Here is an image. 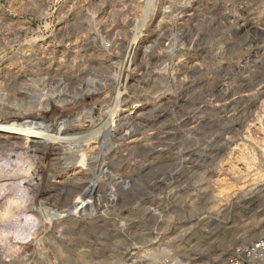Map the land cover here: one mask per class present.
<instances>
[{"label":"rangeland","instance_id":"rangeland-1","mask_svg":"<svg viewBox=\"0 0 264 264\" xmlns=\"http://www.w3.org/2000/svg\"><path fill=\"white\" fill-rule=\"evenodd\" d=\"M0 124V264L115 260L181 166L259 238L264 0H0Z\"/></svg>","mask_w":264,"mask_h":264},{"label":"built area","instance_id":"built-area-1","mask_svg":"<svg viewBox=\"0 0 264 264\" xmlns=\"http://www.w3.org/2000/svg\"><path fill=\"white\" fill-rule=\"evenodd\" d=\"M150 0H147V6ZM194 166L173 167L170 181L161 186L165 195H157L153 206L147 210L145 222L138 224L134 234L138 245L124 247L126 240H117L118 255L115 260L107 252L104 259L81 264H264V235L240 241L237 232V212L233 209L225 215L224 205L212 201L205 188L204 178L197 175ZM199 183V184H198ZM197 189L194 191V189ZM235 207V206H234ZM230 211V208H228ZM143 219V217H142ZM227 224L228 234L223 238L220 230ZM220 233V235H219ZM221 236V237H220ZM126 237V236H125ZM111 256V258H110ZM78 262H74L77 264Z\"/></svg>","mask_w":264,"mask_h":264},{"label":"bare ground","instance_id":"bare-ground-1","mask_svg":"<svg viewBox=\"0 0 264 264\" xmlns=\"http://www.w3.org/2000/svg\"><path fill=\"white\" fill-rule=\"evenodd\" d=\"M244 61V60H243ZM118 87V86H117ZM95 92V91H94ZM245 93V92H244ZM85 94H87L88 96H91V95H89L88 94V92L87 93H85ZM247 94H249V93H247ZM86 95V96H87ZM242 96V95H241ZM204 102V101H203ZM124 111H126L125 109H120V113H122V112H124ZM20 127V126H19ZM19 127L17 126H11V125H9V124H0V131H13V132H15V131H18L19 130ZM22 128V127H21ZM22 130V129H21ZM19 132V131H18ZM22 132H23V130H22ZM30 132V131H29ZM14 134V133H13ZM19 135H20V133H19ZM33 135V134H32ZM35 136V135H34ZM20 137V136H19ZM133 139V138H132ZM82 158V157H81ZM81 161V160H80ZM105 163V162H104ZM79 202L78 200H75L74 202ZM83 201V200H82ZM78 203L76 204H72V205H70L69 206V210H68V214H72L74 211H76V209L78 208ZM68 256H66V258H67ZM64 259L65 261H67V259ZM75 259H76V257H75ZM75 259H73V262H77V261H75ZM82 258L81 257H79L78 256V258L76 259V260H81ZM71 262V261H70Z\"/></svg>","mask_w":264,"mask_h":264}]
</instances>
